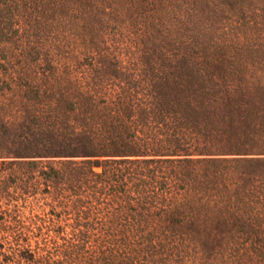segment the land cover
Here are the masks:
<instances>
[{
	"label": "trees",
	"instance_id": "obj_1",
	"mask_svg": "<svg viewBox=\"0 0 264 264\" xmlns=\"http://www.w3.org/2000/svg\"><path fill=\"white\" fill-rule=\"evenodd\" d=\"M155 1L0 0L8 11L12 6H28L54 15L71 12L89 28L79 51L88 61L87 69L80 78H72L78 89L66 93L61 101L54 94L48 100L52 106L62 102L65 112H81L82 118L67 127L54 122L58 130L71 134L64 153L96 157L34 162L28 164L33 173L24 171L27 178L17 176L18 170L0 176V189L11 204L6 217H0V225L8 218L10 222L2 228L6 235L0 236V264L210 263L206 254L212 238L208 230L214 229L215 192L226 190L225 182H234L219 175L229 160L195 156L209 150L200 145L201 135L189 123L197 108L215 102L217 95L220 109L225 98L221 88L216 86L214 93L206 91L208 80L203 77L218 78L213 68L223 78L228 69L238 70L246 44L239 39L234 45L227 32L206 41L187 44L182 40L179 57L171 59L168 67L175 64L179 73L172 75L179 78L178 84L185 86L186 81L197 79L200 88L193 97L184 94L190 86L171 94L168 86L156 82L168 76L158 56L146 62L149 50L139 42L122 54L126 44L114 45L98 34L107 13L138 6L147 18L162 3ZM104 57L115 60L122 77L119 82H110ZM156 62L158 68H151L156 76L140 74L146 70L143 66ZM185 96L195 105L186 100L183 106ZM39 188L42 194H51L52 201L31 208L27 219L21 221L12 211H19L18 202L26 203ZM253 197L254 192L247 196ZM13 200L17 202L12 204ZM220 217L224 221L225 216ZM223 256L229 258V252Z\"/></svg>",
	"mask_w": 264,
	"mask_h": 264
},
{
	"label": "rangeland",
	"instance_id": "obj_2",
	"mask_svg": "<svg viewBox=\"0 0 264 264\" xmlns=\"http://www.w3.org/2000/svg\"><path fill=\"white\" fill-rule=\"evenodd\" d=\"M160 2H154L160 4L147 18L145 10L142 13L143 7L138 6L107 13L98 34L114 45L126 44V49L120 51L122 54L129 52L132 43L139 42L149 50L146 62L158 56L159 62L164 63L168 76L166 80L158 79L157 84L168 86L171 94L190 86L184 94L192 93V97L200 88L199 81H186L185 86L178 84L179 78L172 75L179 73L175 64L168 67L173 63L171 59L179 57L177 51L182 40L187 44L206 41L216 33L227 32L234 45L239 39L246 44L244 61L238 70L228 69L227 77L223 78L213 68L219 79L203 77L208 80L204 84L206 91L214 93L217 86L225 98L220 109L219 95L207 107L197 108L198 113L192 114L196 122L192 119L189 125L202 136L200 145L209 150L195 156L229 160L219 175L234 182H225L228 188L215 192L214 229L208 230L212 234L206 254L209 264H264V0ZM73 14L54 15L28 6H12L8 11L0 4V176L18 170L17 176L27 178L24 171L33 173L28 164L34 162L96 158L80 151L75 156L64 153L71 134L58 130L54 122L67 127L82 118L81 112H65L62 102L52 106L53 102L50 104L48 100L54 94L61 101L66 93L78 89L72 78H80L87 69L88 61L79 51L83 50L90 30ZM104 61L110 82H119L122 77L115 60L104 57ZM143 67L146 70L140 74L156 76L151 68H158L157 62ZM182 98L183 106L186 100L195 105L186 96ZM41 188L29 195L26 203L18 202L19 211H12L18 219H27L31 208L38 209V204L52 201V195L42 194ZM251 192L256 197L249 199ZM7 197L1 188L0 217H6L11 208ZM16 202L13 200L12 204ZM238 209L246 211L237 213ZM220 216H225L224 221ZM244 217L247 220H240ZM9 223L8 218L5 224ZM5 224L0 225V236L6 235L2 229ZM227 252L229 258L223 256Z\"/></svg>",
	"mask_w": 264,
	"mask_h": 264
}]
</instances>
